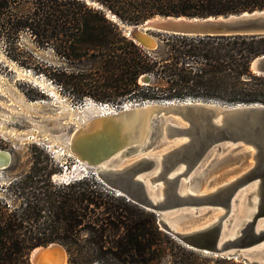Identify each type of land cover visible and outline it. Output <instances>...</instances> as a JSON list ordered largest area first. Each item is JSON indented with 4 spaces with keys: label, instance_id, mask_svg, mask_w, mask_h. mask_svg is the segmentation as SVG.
<instances>
[{
    "label": "trees",
    "instance_id": "trees-1",
    "mask_svg": "<svg viewBox=\"0 0 264 264\" xmlns=\"http://www.w3.org/2000/svg\"><path fill=\"white\" fill-rule=\"evenodd\" d=\"M263 8L264 0H0V41L12 50L29 33L38 45L87 62L77 73L56 69L53 75L66 77L60 82L79 100L89 95L112 105L186 97L264 103V73L252 69L264 55V35L156 33L157 46L150 49L122 26L156 15ZM30 153V169L0 187V264H32V250L51 242L65 247L68 264H163L168 256L171 264H195L175 255L176 243L155 212L90 173L54 180V156L36 147Z\"/></svg>",
    "mask_w": 264,
    "mask_h": 264
},
{
    "label": "water",
    "instance_id": "water-1",
    "mask_svg": "<svg viewBox=\"0 0 264 264\" xmlns=\"http://www.w3.org/2000/svg\"><path fill=\"white\" fill-rule=\"evenodd\" d=\"M123 26L126 34L150 49L157 46L156 33L264 35V8L203 17L156 15ZM252 69L264 73V55L253 61ZM141 80L149 82L147 77ZM172 139L182 141L159 154L164 143ZM69 145L77 161H84L117 194L121 192L155 212L161 229L188 247L243 259L246 264H264L250 259L251 254L261 251L255 247L264 243V228L257 227L264 218L263 102L227 103L193 97L148 100L93 116L73 130ZM243 147L252 153V161L234 178L199 192L200 180L191 182L189 176L201 177L221 152ZM7 154L5 159L0 157V169L11 165L13 154ZM125 159L129 162L118 166ZM147 176L150 183L143 179ZM187 184L193 191H183ZM252 184H256L251 194L259 198L258 208L240 222L233 237H228L234 205ZM248 204H254L251 195ZM204 209L223 212L200 227L187 231L175 228L174 221L197 218ZM30 261L68 264V253L60 243L51 242L34 248Z\"/></svg>",
    "mask_w": 264,
    "mask_h": 264
},
{
    "label": "rangeland",
    "instance_id": "rangeland-1",
    "mask_svg": "<svg viewBox=\"0 0 264 264\" xmlns=\"http://www.w3.org/2000/svg\"><path fill=\"white\" fill-rule=\"evenodd\" d=\"M115 20H118L117 17ZM124 31L126 33L125 27ZM87 66H89L87 62H72L63 55L57 54L51 46L38 45L29 33H24L16 48L12 50L6 43L0 41V149L11 151L13 154L8 169H0V187H8L11 181H15L30 169L34 161L30 149L34 147L45 149L54 156L56 170L53 179L55 176L57 179H68L88 175L93 170L89 167L86 168L87 172L85 166L77 165L74 154L69 155L67 149L70 148L69 140L73 130L106 109L97 106L98 101L89 95L79 100L75 91L69 92L60 82L59 79L65 80L66 77L53 78L56 69L77 73ZM148 100L161 99L146 98L129 101L140 103ZM110 105L113 109H117ZM251 156V152L243 149L221 152L204 174L196 179L192 178L191 182L200 180L201 189L209 180L206 189L214 187L242 170L252 161ZM203 169L204 167L201 170ZM95 176L100 180L97 175ZM100 181L107 186L109 184L104 179ZM117 195L122 196V194ZM242 207L253 209L254 205L248 204L247 207L241 205L240 208ZM221 212H223L221 209H204L197 218L185 219L178 224L182 227L191 226L205 216L212 220ZM261 220L264 222V218ZM231 226L232 229V222ZM168 235L176 243L175 255L184 257L192 263L246 264L243 259H229L188 247L172 235ZM163 264H171V257H166Z\"/></svg>",
    "mask_w": 264,
    "mask_h": 264
},
{
    "label": "bare ground",
    "instance_id": "bare-ground-1",
    "mask_svg": "<svg viewBox=\"0 0 264 264\" xmlns=\"http://www.w3.org/2000/svg\"><path fill=\"white\" fill-rule=\"evenodd\" d=\"M148 102V101H147ZM92 103V102H91ZM132 103V104H131ZM146 103V102H145ZM104 104L106 105V106H104ZM124 104H126L127 106H131V105H134L135 103H134V101H127V102H125ZM97 106L98 105H100L101 107L103 106V107H105V109L108 111V110H113V107L109 104V103H98L97 102V104H96ZM106 110H104V111H102L101 113H105L106 112ZM100 113V114H101ZM78 126H80V125H78ZM77 126V127H78ZM70 139H71V137H70ZM70 141V140H69ZM182 140H180V139H172V140H170V141H166L165 143H164V145L162 146V148H160L159 150H158V153L160 154V153H162V152H164L165 150H167L168 148H170L172 145H177L178 143H180ZM243 150H247L246 148H242ZM228 150H231V149H228ZM248 151V150H247ZM67 152H68V154L69 155H72V154H74L72 151H71V149L69 148V149H67ZM8 151H6V150H2V149H0V157L2 158V159H5L6 158V156H8ZM221 154V153H220ZM79 162V163H78ZM129 162V159H125L124 161H122V163H120L118 166H122V165H124L125 163H128ZM85 162L84 161H77V165L79 164V165H81L82 164V166H85L86 168H88L89 169V167H88V165H86V163L84 164ZM207 163H209V161H207L206 163H205V165L207 164ZM212 164V163H211ZM211 164H210V166H211ZM209 166V167H210ZM91 168V167H90ZM179 171H181V170H179ZM240 171H242V170H240ZM240 171H238L236 174H234V175H232L231 177H229L228 179H226V180H229V179H231V178H234ZM57 175H61V174H57ZM193 175L194 174H191L190 176H189V178H190V180H191V178L193 177ZM65 176V175H64ZM143 179L147 182V183H150V181H149V177L147 176V177H143ZM226 180H224L223 182H225ZM223 182H221V183H223ZM209 183H210V181L209 180H207V182H206V184H204V186L201 188V189H199V192H201V193H205V192H207V191H210V190H212V189H214L217 185H215L214 187H209V189H206L208 186H209ZM220 183V184H221ZM219 185V184H218ZM252 185H254V186H252ZM252 185H249L248 186V188L246 189V190H244L241 194H240V196H239V202L237 203V204H235L234 205V208H233V211H232V214H233V221H232V225H233V228L231 229V228H229V232H228V234H227V236L228 237H233L234 235H235V233H236V231H237V229L239 228V224H240V222L243 220V219H245L246 217H247V215L251 212V211H255V210H257V203H258V200H259V198L257 197V196H254V195H252L251 194V192L254 190V188L256 187V184H252ZM160 186H162V184H160ZM184 190L183 191H185V190H189V191H193V189H191L190 188V186L187 184L184 188H183ZM159 191H161V188H159ZM118 194H122L121 192H118ZM251 195V198H252V200L254 201V204H252V205H254V208L253 209H248V208H244L243 209V207L242 208H240V206L241 205H245L246 207H247V205H248V199H249V196ZM240 210V211H239ZM235 213V214H234ZM218 217V216H217ZM216 217V218H217ZM216 218H214V219H216ZM214 219H212V220H214ZM212 220H210V218L208 217L207 218V216H205L203 219H201V220H198V221H196L194 224H191V226H187V227H182L181 225H179L178 224V222L177 221H174V226H175V228L177 229V230H180V231H187V230H191V229H194V228H196V227H200V226H202V225H205V224H207V223H209L210 221H212ZM232 227V226H231ZM257 227H259V228H264V222H263V220H259V222H258V224H257ZM257 250L259 249V250H261L260 252H258V253H253V254H251V256H250V259L251 260H260L261 262H263L264 263V243H262V245H260V246H257V247H255ZM263 249V250H262ZM251 250H253V248L251 249ZM209 253V252H208ZM258 254H262V256H258Z\"/></svg>",
    "mask_w": 264,
    "mask_h": 264
},
{
    "label": "built area",
    "instance_id": "built-area-1",
    "mask_svg": "<svg viewBox=\"0 0 264 264\" xmlns=\"http://www.w3.org/2000/svg\"><path fill=\"white\" fill-rule=\"evenodd\" d=\"M113 106H115V108H118V107L127 106V105L126 104H121V105H113ZM84 169L88 172V170L86 169V167H84ZM90 174L95 175L94 172H93V170L90 172Z\"/></svg>",
    "mask_w": 264,
    "mask_h": 264
}]
</instances>
